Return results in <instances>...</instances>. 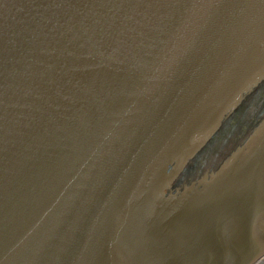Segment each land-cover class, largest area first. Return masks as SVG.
<instances>
[{
	"label": "water",
	"instance_id": "95a60500",
	"mask_svg": "<svg viewBox=\"0 0 264 264\" xmlns=\"http://www.w3.org/2000/svg\"><path fill=\"white\" fill-rule=\"evenodd\" d=\"M0 264H264V0H0Z\"/></svg>",
	"mask_w": 264,
	"mask_h": 264
},
{
	"label": "flooded vegetation",
	"instance_id": "af4514ba",
	"mask_svg": "<svg viewBox=\"0 0 264 264\" xmlns=\"http://www.w3.org/2000/svg\"><path fill=\"white\" fill-rule=\"evenodd\" d=\"M237 129H238V126H226L222 130L224 134H229L230 137H232L236 133Z\"/></svg>",
	"mask_w": 264,
	"mask_h": 264
}]
</instances>
